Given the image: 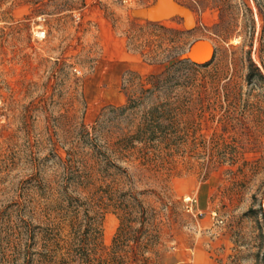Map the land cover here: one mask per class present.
Masks as SVG:
<instances>
[{"label": "rangeland", "instance_id": "rangeland-1", "mask_svg": "<svg viewBox=\"0 0 264 264\" xmlns=\"http://www.w3.org/2000/svg\"><path fill=\"white\" fill-rule=\"evenodd\" d=\"M251 40L264 0H0V264H262Z\"/></svg>", "mask_w": 264, "mask_h": 264}, {"label": "trees", "instance_id": "trees-1", "mask_svg": "<svg viewBox=\"0 0 264 264\" xmlns=\"http://www.w3.org/2000/svg\"><path fill=\"white\" fill-rule=\"evenodd\" d=\"M188 57H183L175 62H173L169 67H173V66H179V67H182L184 65H188ZM247 63H248V72H247V79L248 80H258V81H263L264 82V66L261 65L255 58V51L254 49L252 50V40L250 41L249 43V49L247 50ZM208 64V63H206ZM204 64V65H206ZM167 68L168 70L170 68ZM167 71V70H166ZM167 77V76H166ZM166 77H162L161 75H155V76H150V78L154 79V81H157L159 80L160 78L164 79ZM139 206L141 205V203H137ZM258 212L261 214V217H262V220L264 222V196L261 198L260 200V204H259V207H258ZM128 229H131V227H129V225H127V223L125 222V220H120V226L118 227V232L116 233V236L114 237L113 239V245L116 246L118 244V240L119 238L121 237V235L123 233H125ZM28 231L30 230H27L26 229V233L25 234H28ZM40 232H43L42 228L40 229ZM88 230L85 232V236L88 235ZM42 234V233H41ZM94 235L92 234V238ZM28 237V236H27ZM31 237L33 238V236H30V238H28L29 240L31 239ZM83 237V236H82ZM28 239H25V240H28ZM80 241H83L81 239H79ZM26 242V241H25ZM86 243V242H85ZM29 244H27V247H28ZM29 259H27L28 261ZM26 261V262H27ZM262 264H264V255L262 257Z\"/></svg>", "mask_w": 264, "mask_h": 264}, {"label": "crops", "instance_id": "crops-1", "mask_svg": "<svg viewBox=\"0 0 264 264\" xmlns=\"http://www.w3.org/2000/svg\"><path fill=\"white\" fill-rule=\"evenodd\" d=\"M209 53H210V45L204 41H199L190 48V54H192V56L197 60H202L207 58ZM140 67L144 69L145 72L150 71L149 65L140 63ZM200 253H201L200 251H196V252L192 251L191 253L184 251L180 254V257L178 258L176 264L185 263V262H187L188 264H207L206 262L203 261V258L201 257Z\"/></svg>", "mask_w": 264, "mask_h": 264}, {"label": "built area", "instance_id": "built-area-1", "mask_svg": "<svg viewBox=\"0 0 264 264\" xmlns=\"http://www.w3.org/2000/svg\"><path fill=\"white\" fill-rule=\"evenodd\" d=\"M123 2H127L128 0H121ZM33 36L37 40H42L45 37V30L43 29L42 26H38L34 31H33ZM215 214V213H214Z\"/></svg>", "mask_w": 264, "mask_h": 264}]
</instances>
